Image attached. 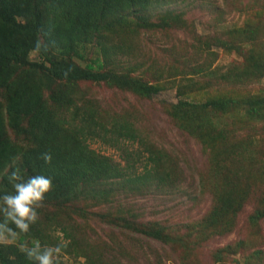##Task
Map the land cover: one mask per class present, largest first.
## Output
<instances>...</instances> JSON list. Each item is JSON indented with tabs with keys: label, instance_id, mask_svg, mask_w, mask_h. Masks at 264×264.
<instances>
[{
	"label": "rangeland",
	"instance_id": "obj_1",
	"mask_svg": "<svg viewBox=\"0 0 264 264\" xmlns=\"http://www.w3.org/2000/svg\"><path fill=\"white\" fill-rule=\"evenodd\" d=\"M96 29L65 60L81 67L100 64L98 71L158 92L150 98L112 83L77 84L79 115L92 110V129L104 135L90 142L89 153L120 165L123 151L141 154L138 168L152 166L149 158L155 157L158 188L141 189L146 196L137 205H131L135 192L116 190V203L115 192L102 185L66 204L45 199L26 244L52 234L42 246L63 242L69 248L58 264H264V0H156L120 11ZM39 39L51 49L54 38ZM29 58L39 60L36 52ZM15 75L34 80L26 69ZM8 98L0 88V122L21 155L31 147L28 122L19 123V130L10 125ZM180 101L196 106L178 107ZM59 112L71 120L69 112ZM118 121L132 125L140 142L117 138L112 127ZM81 124L79 116L65 126L61 151L75 149L73 128ZM16 169L18 161L4 169L0 182ZM20 172L25 180L34 176ZM170 180L179 181L173 196L167 195ZM227 194L240 209L214 219L213 210ZM81 211L87 217L77 223ZM61 225L73 227L87 243L65 237ZM155 230H161L162 241L143 233ZM8 245L21 246L18 240ZM91 249L105 252L91 258Z\"/></svg>",
	"mask_w": 264,
	"mask_h": 264
},
{
	"label": "trees",
	"instance_id": "obj_2",
	"mask_svg": "<svg viewBox=\"0 0 264 264\" xmlns=\"http://www.w3.org/2000/svg\"><path fill=\"white\" fill-rule=\"evenodd\" d=\"M155 1L0 0V88L9 93L6 115L10 125L15 130H19L16 129L20 126L19 123L27 121L31 145L20 155L17 148L5 138L0 122V177L6 167L18 161L20 171H32L34 175L42 174L52 179L54 190L45 199L57 200V204H66L70 200L84 197L89 193V187L102 185L115 192L111 193V197L116 203L120 195L116 190L122 192L126 188L128 192H135L137 197L134 203L132 200L131 205H137L139 199L146 196L142 195L143 189L148 190L151 186L158 188L159 179L154 176L155 171H153L155 157L149 158L152 166L146 167L149 164H144L145 166L138 168L136 164L143 158L141 154L133 155L131 152L123 151L124 164L120 165L109 157L89 153L90 142L102 140L104 135H101L99 131L95 133L92 129L97 125L94 119L95 113L92 110L85 109L79 115L81 107L77 108L78 101L73 91L80 82L112 83L120 90L129 88L138 95L153 98L158 89L123 76L118 77L98 71L101 65L97 63L95 65L94 62L81 67L65 60L71 52H75V48L87 42L88 33L92 27L96 29L99 23L120 11L132 7H143ZM41 34L45 35L48 42L54 38L51 49L39 39ZM33 52L38 54V61L30 60L29 55ZM18 69H26L30 78L33 77L34 80L18 78L15 75ZM226 101L229 102V100ZM220 102L221 106L226 103L223 100ZM262 103L264 104V100ZM177 104L178 107L196 106L188 101H180ZM208 104L206 102L200 106L205 107ZM251 108V111L258 112L256 108ZM59 111L61 114L69 112L71 120L58 114ZM79 116L82 122L81 127L73 128V136L76 138L73 144L76 147L63 152L58 141L62 137L65 126ZM112 128V133L117 138L131 144L140 142L137 130L132 125L118 121ZM119 143L116 145L119 146L121 144ZM49 151L53 155L51 166L45 164L40 158L42 153ZM177 183L172 182L173 185H171L170 180L169 185L172 187L169 186L167 195L175 194L174 189ZM107 184L117 188L106 186ZM9 190L13 191L9 178L2 177L0 197ZM217 205L212 213L214 219L235 214L240 209V205L230 194L221 199ZM79 216L81 219L77 223L86 219L87 213L81 211ZM68 229L71 231L68 232ZM53 230L56 229L53 228ZM59 231L63 232L65 237L76 238L77 236L80 241L87 243L86 238H81L73 227L61 225ZM143 233L158 242L162 241L161 230ZM51 235L47 234L41 243ZM17 240L20 245H23L31 239L29 233H20ZM48 242L49 240L44 243L48 244ZM31 246L32 242L29 241V247ZM104 248H108V245H104ZM63 249L65 252L69 251L68 245ZM95 251L96 249L90 250L91 258L101 256L105 252L96 254ZM113 258L115 255H110L106 260L111 262ZM0 264H35V262L29 261L20 248L0 244Z\"/></svg>",
	"mask_w": 264,
	"mask_h": 264
},
{
	"label": "clouds",
	"instance_id": "obj_3",
	"mask_svg": "<svg viewBox=\"0 0 264 264\" xmlns=\"http://www.w3.org/2000/svg\"><path fill=\"white\" fill-rule=\"evenodd\" d=\"M40 158L49 166L53 163L50 151L42 153ZM9 182L13 193L0 197V244L16 241L20 233L27 234L39 219L38 209L43 206L45 197L54 190L50 177L41 174L25 180L19 169L11 172ZM64 247L63 242L55 246H42L39 240H33L31 247L23 244L20 251L35 264H58Z\"/></svg>",
	"mask_w": 264,
	"mask_h": 264
}]
</instances>
